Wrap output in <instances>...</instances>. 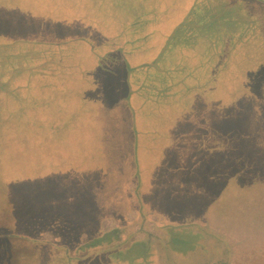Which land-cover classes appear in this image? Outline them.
<instances>
[{
  "label": "rangeland",
  "instance_id": "1",
  "mask_svg": "<svg viewBox=\"0 0 264 264\" xmlns=\"http://www.w3.org/2000/svg\"><path fill=\"white\" fill-rule=\"evenodd\" d=\"M112 2L0 0V235L54 214L72 264H264V46L156 112L133 69L163 35L144 54Z\"/></svg>",
  "mask_w": 264,
  "mask_h": 264
},
{
  "label": "trees",
  "instance_id": "2",
  "mask_svg": "<svg viewBox=\"0 0 264 264\" xmlns=\"http://www.w3.org/2000/svg\"><path fill=\"white\" fill-rule=\"evenodd\" d=\"M112 1L114 6L127 7L129 19L125 21L124 27L131 34L130 43L140 42L144 45V54L150 52L147 48L150 46L149 41L154 39L152 37L156 34L159 36V33L163 35V42L151 44V48H160L157 57L151 62H142L133 69H139V75L135 79V93L140 94L141 91L146 96L150 95L148 100L152 103L144 100L145 105L150 109L154 107L156 112L163 109L185 112V103L179 99L183 92L193 90L194 85L199 91H208L214 76L223 72V67L230 58L241 61L248 52L255 53L260 47L257 55H252L251 58L255 59V63L261 62L258 55L264 46V42L260 40L264 33V0H122L123 6L121 0ZM109 6L106 1L100 3L103 9ZM241 17H248V20L244 21ZM242 26H248L252 33H246ZM190 82L193 83L190 85ZM5 92L7 96L3 97L4 100L13 97L8 94L6 83L1 80L0 94ZM207 94L208 106H215L214 99L219 94ZM129 99H132L131 95ZM29 214L26 221L30 222L32 217L36 222L47 224L45 227L35 225L30 230L26 228L22 233H16L15 226V233H7L5 237L0 235V243L3 245L0 246V264H12L13 259H17V264L23 260L28 262V257L40 253L28 252V248L31 246L38 249V246L43 245V239H40L42 234L54 230L51 228L54 224H68L63 221L55 223L54 220L63 218L49 217H54V214L43 217ZM26 231L27 234H24ZM4 239L8 240L3 241Z\"/></svg>",
  "mask_w": 264,
  "mask_h": 264
},
{
  "label": "crops",
  "instance_id": "3",
  "mask_svg": "<svg viewBox=\"0 0 264 264\" xmlns=\"http://www.w3.org/2000/svg\"><path fill=\"white\" fill-rule=\"evenodd\" d=\"M50 218H55V216L54 217H52V216H49ZM61 218H63V219H61L60 221H63V222H70V223H74V222H72V221H68V219L67 218H65V217H61ZM56 219H59V218H57L56 217ZM54 221H57V220H54ZM47 236L49 237V238H51V236L49 235V232H46V233H44V235H43V246H46L45 247V251H49L48 252V255H50L52 258H51V260L49 261V262H47L46 264H56V263H58L57 261H56V259H57V253L59 254V252L60 253H62V255L64 256V258L67 260L68 259V261L66 262V263H69V264H72L73 263V259L72 258H70V254H69V252L72 250V248H69V249H66V248H64V247H62V249L61 248H57L56 250L54 249V247H53V245H50V244H48V243H46V242H44V241H46L47 240ZM143 237V236H142ZM141 236H140V238H142ZM144 239H147V238H145V237H143ZM38 245V244H37ZM158 247V246H157ZM29 250H28V252H31L32 250H35V249H33L31 246L28 248ZM60 250H62V251H60ZM63 251H64V254H63ZM41 253V252H40ZM46 255V254H45ZM69 256V257H68ZM65 260V261H66ZM62 263H64L65 264V262L64 261H62Z\"/></svg>",
  "mask_w": 264,
  "mask_h": 264
}]
</instances>
